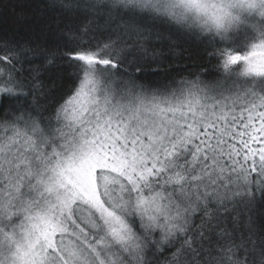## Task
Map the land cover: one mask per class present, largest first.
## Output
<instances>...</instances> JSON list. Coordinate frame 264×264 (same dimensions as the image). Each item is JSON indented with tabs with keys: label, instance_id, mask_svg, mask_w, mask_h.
I'll use <instances>...</instances> for the list:
<instances>
[{
	"label": "snow or ice",
	"instance_id": "obj_1",
	"mask_svg": "<svg viewBox=\"0 0 264 264\" xmlns=\"http://www.w3.org/2000/svg\"><path fill=\"white\" fill-rule=\"evenodd\" d=\"M47 7L81 23L0 37V264H264V0ZM193 11L238 24L212 53L229 89L146 75ZM49 65L71 70L54 99Z\"/></svg>",
	"mask_w": 264,
	"mask_h": 264
},
{
	"label": "trees",
	"instance_id": "obj_2",
	"mask_svg": "<svg viewBox=\"0 0 264 264\" xmlns=\"http://www.w3.org/2000/svg\"><path fill=\"white\" fill-rule=\"evenodd\" d=\"M48 2L49 0H13V3L17 5H24L22 20L17 19L11 9L7 11L0 9V37H11L15 34L19 38L29 26H44L46 29L50 26L53 38L48 41V44L51 45L63 35L62 30L67 27L74 28L81 23L80 17H72L71 20L61 18L56 11L47 7ZM160 27L168 26L160 25ZM246 36L250 40L255 38L250 36L245 28L236 34L235 39L242 40ZM217 46H222L219 39L210 44L209 38L199 33L194 35L183 30L171 29L169 39L160 48L162 53L159 58L160 66L154 67L146 75L153 81H164L169 78L176 80L199 78L207 82L220 83L226 87L232 82V79L227 76L223 68V61L226 57H220L218 53L212 54ZM236 66L231 65L230 67L235 68ZM42 78L51 90L49 95L52 99L62 89L71 86V70L64 65H49L47 70L42 73ZM49 103H51V99ZM256 225L258 228L264 225V219L257 216Z\"/></svg>",
	"mask_w": 264,
	"mask_h": 264
},
{
	"label": "clouds",
	"instance_id": "obj_3",
	"mask_svg": "<svg viewBox=\"0 0 264 264\" xmlns=\"http://www.w3.org/2000/svg\"><path fill=\"white\" fill-rule=\"evenodd\" d=\"M231 0H207V3L210 8H212L214 5H220L223 3L225 6H227L228 3H230ZM233 16L239 15L241 20H244L248 18L249 22L251 21V18L249 17V13L239 9V8H229L228 9ZM196 12L193 11L189 13V19L193 22V30L197 31L200 35L211 38L216 37V39H219L221 35L225 34V29H227V35L231 36L233 32L237 29L238 24L235 20L231 22V25H229V21L226 19L224 21L223 27L217 29L215 24L208 19L207 23H205V20L207 19L205 16L200 15L198 19H196ZM257 19H262L258 18Z\"/></svg>",
	"mask_w": 264,
	"mask_h": 264
},
{
	"label": "rangeland",
	"instance_id": "obj_4",
	"mask_svg": "<svg viewBox=\"0 0 264 264\" xmlns=\"http://www.w3.org/2000/svg\"><path fill=\"white\" fill-rule=\"evenodd\" d=\"M231 86H232V82L228 86H226L225 89H229ZM237 103L242 104L243 100L237 101Z\"/></svg>",
	"mask_w": 264,
	"mask_h": 264
}]
</instances>
